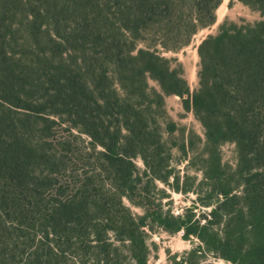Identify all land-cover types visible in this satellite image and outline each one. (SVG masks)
<instances>
[{"label": "trees", "instance_id": "obj_1", "mask_svg": "<svg viewBox=\"0 0 264 264\" xmlns=\"http://www.w3.org/2000/svg\"><path fill=\"white\" fill-rule=\"evenodd\" d=\"M222 1L0 0V264H147L155 230L197 241L174 264H264V0H235L260 21L201 40L193 92L165 56ZM169 96L203 130L195 156L193 136L172 145L200 165L196 187L171 167ZM155 183L195 204L163 211Z\"/></svg>", "mask_w": 264, "mask_h": 264}, {"label": "rangeland", "instance_id": "obj_2", "mask_svg": "<svg viewBox=\"0 0 264 264\" xmlns=\"http://www.w3.org/2000/svg\"><path fill=\"white\" fill-rule=\"evenodd\" d=\"M220 15L216 14V21L212 26H209L199 31L191 40L190 44L180 50L178 53H169L165 56L175 60L174 66L180 65L183 70V78L187 82L190 92H193L197 88V72H198V57L196 48L207 36H213L218 32L219 26L223 22L235 23L237 25L253 24L260 21V15L257 12L251 11L249 8L243 6L239 2L233 0H223L220 5ZM148 86L154 91H159L157 83L153 80L148 81ZM164 112L165 121L173 122L177 131L171 135L164 134V140L169 146L173 144H181L183 140L188 141L190 136L194 137V153H189V157L195 156V154L201 152L202 143L195 138L201 140L203 137V130L199 122L194 118L192 113H187L183 110L181 99L176 96H169L164 98ZM164 122H161V126H164ZM172 156L171 167L177 172L180 177V183L185 176L194 178V187L202 181V174L200 172V165L192 166L188 159L183 158L179 149L172 146L170 149ZM221 163L229 168H234L236 164V150L235 146L231 143H226L219 148ZM136 171L140 174L143 172L144 167L140 159H136L133 162ZM156 189L149 191L151 198L158 199V195L155 196L156 191H164L166 197L159 199L163 211H169L173 216H180L184 214L186 209L195 204L196 196L191 192L186 195L175 193L170 189L164 187L160 183H155ZM204 189V187H203ZM158 202V201H156ZM131 211L141 216L143 211L140 208L130 206L126 203ZM202 212H208L207 209L199 208L194 211L196 215ZM149 258L147 264H174L182 259L185 253L189 252L193 247L197 245L195 239L189 241L183 240L182 234L169 235L161 230H155V232L149 234L148 240ZM206 264H230L223 260L207 258Z\"/></svg>", "mask_w": 264, "mask_h": 264}, {"label": "bare ground", "instance_id": "obj_3", "mask_svg": "<svg viewBox=\"0 0 264 264\" xmlns=\"http://www.w3.org/2000/svg\"><path fill=\"white\" fill-rule=\"evenodd\" d=\"M220 8H221V7H219V8L217 9V11H216V14H217V15H220V13H221Z\"/></svg>", "mask_w": 264, "mask_h": 264}]
</instances>
